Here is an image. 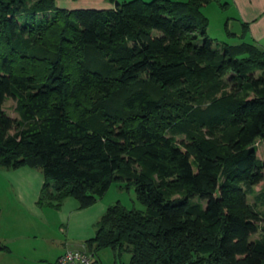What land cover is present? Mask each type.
Instances as JSON below:
<instances>
[{"label":"trees","instance_id":"obj_1","mask_svg":"<svg viewBox=\"0 0 264 264\" xmlns=\"http://www.w3.org/2000/svg\"><path fill=\"white\" fill-rule=\"evenodd\" d=\"M109 1L0 0V170L40 169L55 209L133 186L145 208L109 204L84 240L99 264L106 247L123 264H264V47L215 45L205 7L222 0Z\"/></svg>","mask_w":264,"mask_h":264},{"label":"rangeland","instance_id":"obj_2","mask_svg":"<svg viewBox=\"0 0 264 264\" xmlns=\"http://www.w3.org/2000/svg\"><path fill=\"white\" fill-rule=\"evenodd\" d=\"M56 2L58 5L69 7L63 4L67 0H56ZM79 4L83 5L85 1L80 0ZM223 6L218 1H212L206 7V12L210 16L209 34L215 38V45L222 47L225 42L249 41L248 35L241 38L223 34L224 22L230 12H233L232 9L228 10V6ZM3 107L10 116L18 117L13 97H6ZM258 155L264 156L262 142L259 144ZM34 169L43 176L40 169ZM10 179H12L11 175L5 168H2L0 170V241L8 244L11 251H0V264H55L58 253L61 251L60 247H63L64 250L79 248L86 238L95 234V223L109 204L120 201L126 207L145 208L144 204L136 198L134 187L126 188L122 185L123 181L116 179L111 182L104 195L99 197L95 203L85 208L72 209L70 205L65 204L66 212L62 215L57 209L48 205L37 203L38 206L35 207L27 204L18 197L16 188ZM263 186L264 181L256 185L257 193ZM70 198L77 202L75 198ZM249 200L255 202L256 197L249 195ZM256 206L264 213L262 202ZM262 224L264 225V220ZM258 235L259 233H256L254 236ZM64 245L67 247L64 248ZM96 256L104 264H123L128 262L130 253L124 251L120 255H116L111 248L106 247L99 250Z\"/></svg>","mask_w":264,"mask_h":264},{"label":"crops","instance_id":"obj_3","mask_svg":"<svg viewBox=\"0 0 264 264\" xmlns=\"http://www.w3.org/2000/svg\"><path fill=\"white\" fill-rule=\"evenodd\" d=\"M79 1L80 0H76V1L67 0V2L63 4L68 5L69 7H77L84 5L107 7V6H112L114 4L113 1H109V0H81V1H85V4L78 5ZM225 2H228L227 5L228 10L229 9L233 10V12H230V15L227 18H230V21L232 19H238L240 20L241 24H242V20L248 21L250 23L249 32L247 33L249 41L256 42L260 44L262 47H264V0H226ZM225 22H224V31H223V34L225 36L241 37V38L247 37V35L245 37H242L241 35L238 34H233V35L228 34L225 29ZM6 171L12 177V179L10 180L11 183L16 188L18 197L23 199L27 204L37 207L38 206L37 198H38L39 190L41 188V184L43 182V176L41 175V173L38 170L27 165H22L14 169H6ZM70 197L71 196L65 197L62 201L61 206L57 209L60 212V214L63 215L66 212L65 204L70 205L71 209L76 207L81 208L78 204V201L74 202L73 200H71ZM83 243L84 242H82L79 247H81ZM65 247L67 246L64 245V248ZM62 248L63 247H60L61 251H59L58 256L64 252V249ZM5 251H11V248L10 250H5Z\"/></svg>","mask_w":264,"mask_h":264},{"label":"built area","instance_id":"obj_4","mask_svg":"<svg viewBox=\"0 0 264 264\" xmlns=\"http://www.w3.org/2000/svg\"><path fill=\"white\" fill-rule=\"evenodd\" d=\"M55 264H99L94 254L83 243L79 248H69L61 253Z\"/></svg>","mask_w":264,"mask_h":264},{"label":"water","instance_id":"obj_5","mask_svg":"<svg viewBox=\"0 0 264 264\" xmlns=\"http://www.w3.org/2000/svg\"><path fill=\"white\" fill-rule=\"evenodd\" d=\"M115 3L117 4L118 1L116 0ZM230 29L233 34H238V35L243 34V27H242L240 20L238 19H232L230 21Z\"/></svg>","mask_w":264,"mask_h":264}]
</instances>
